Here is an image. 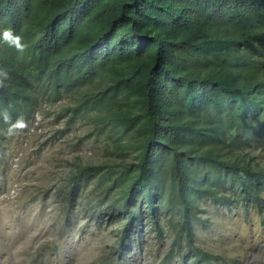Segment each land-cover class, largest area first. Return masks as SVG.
Listing matches in <instances>:
<instances>
[{
	"label": "trees",
	"instance_id": "16d2710c",
	"mask_svg": "<svg viewBox=\"0 0 264 264\" xmlns=\"http://www.w3.org/2000/svg\"><path fill=\"white\" fill-rule=\"evenodd\" d=\"M4 28L27 47L0 43V156L43 102L74 96L72 121L119 160L60 192L68 214L91 186L108 197L88 211L117 213L118 254L147 223L174 228L183 264H213L195 231L209 204L264 208V0H0Z\"/></svg>",
	"mask_w": 264,
	"mask_h": 264
},
{
	"label": "rangeland",
	"instance_id": "374dc122",
	"mask_svg": "<svg viewBox=\"0 0 264 264\" xmlns=\"http://www.w3.org/2000/svg\"><path fill=\"white\" fill-rule=\"evenodd\" d=\"M75 101L66 95L57 103L43 102L27 126L9 135L0 156V264H183L179 246L171 252L174 228L160 238L147 223L118 254L120 220L117 213L101 214L99 221L90 216L88 209L109 201L93 186L68 214L60 187L71 172L119 160L92 124L72 121L68 109ZM208 207V228L195 231L196 245L212 263L264 264V208L220 214Z\"/></svg>",
	"mask_w": 264,
	"mask_h": 264
},
{
	"label": "clouds",
	"instance_id": "9594fccd",
	"mask_svg": "<svg viewBox=\"0 0 264 264\" xmlns=\"http://www.w3.org/2000/svg\"><path fill=\"white\" fill-rule=\"evenodd\" d=\"M22 39L23 38L11 28L0 29V43L7 44L9 47H14L21 52L27 47L25 43H22ZM5 119H8V117L5 116ZM17 126L22 127L23 125L18 122L17 125H13L12 127ZM9 131L11 132V128Z\"/></svg>",
	"mask_w": 264,
	"mask_h": 264
}]
</instances>
